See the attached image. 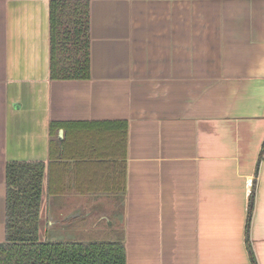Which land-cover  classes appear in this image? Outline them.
Returning a JSON list of instances; mask_svg holds the SVG:
<instances>
[{
    "label": "crops",
    "instance_id": "1",
    "mask_svg": "<svg viewBox=\"0 0 264 264\" xmlns=\"http://www.w3.org/2000/svg\"><path fill=\"white\" fill-rule=\"evenodd\" d=\"M86 1L90 77L54 80L50 0H0V242L6 163L42 162L41 235L113 230L125 264H251L252 196L264 264V0Z\"/></svg>",
    "mask_w": 264,
    "mask_h": 264
},
{
    "label": "trees",
    "instance_id": "2",
    "mask_svg": "<svg viewBox=\"0 0 264 264\" xmlns=\"http://www.w3.org/2000/svg\"><path fill=\"white\" fill-rule=\"evenodd\" d=\"M49 24L50 79H88V2L50 0ZM65 125L67 124L63 122H51V136ZM50 144L52 145L51 141ZM263 153L264 140L259 158ZM44 170L42 162L6 163L5 238L0 242V264H125L123 239L121 235H114L113 230L95 231L83 239H41L39 229ZM252 209L251 196L246 219L245 245L251 264H256L248 237Z\"/></svg>",
    "mask_w": 264,
    "mask_h": 264
},
{
    "label": "rangeland",
    "instance_id": "3",
    "mask_svg": "<svg viewBox=\"0 0 264 264\" xmlns=\"http://www.w3.org/2000/svg\"><path fill=\"white\" fill-rule=\"evenodd\" d=\"M71 231V230H70ZM69 234H72V232H67V231H57L55 233H47V234H40V237L41 239H46V240H51V239H56V240H70V239H74L72 237V235H69Z\"/></svg>",
    "mask_w": 264,
    "mask_h": 264
}]
</instances>
